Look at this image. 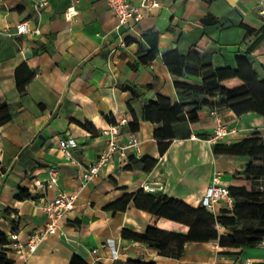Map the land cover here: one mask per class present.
Listing matches in <instances>:
<instances>
[{
	"label": "crops",
	"instance_id": "1",
	"mask_svg": "<svg viewBox=\"0 0 264 264\" xmlns=\"http://www.w3.org/2000/svg\"><path fill=\"white\" fill-rule=\"evenodd\" d=\"M37 1L0 0V89L15 109L14 118L0 124V232L10 240L16 232L25 242L46 226L45 204L60 192L78 197L57 232L47 235L33 254L18 253L11 240L8 256L13 264H70L74 253L90 264H114L112 248L105 245L108 241L115 243L123 261L244 264L246 258L263 260L260 244L228 247L217 240L188 242L181 257L159 254L145 243L124 238L123 229L141 232L155 226L188 233L189 226L133 202L124 211L106 207L141 189L198 206L216 174L229 185L243 169L246 160L217 156L213 146L239 142L254 129L264 135L263 116L255 112L238 116L231 108L204 106L197 122L177 125L176 137L161 154L154 135L158 124L143 119V112L146 102L159 94L172 102L184 100L164 59L169 51L185 54L194 48L215 68H235L238 56L256 38L247 33L246 25L264 24V0H161L162 6L135 26L120 27L106 0H47L40 9ZM70 7L76 12L67 16ZM22 22L27 32L17 31ZM122 39L126 46H121ZM248 59L262 73L264 40ZM187 80L198 83L202 75H190ZM129 85L137 87L138 96ZM122 119L127 122L121 126L119 141L127 142L135 134L140 152L129 148L125 157L116 154L81 189L84 170L108 146L104 129ZM85 122L98 133L84 127ZM219 122L233 131L212 141ZM69 136L78 141L72 159L60 147V141ZM143 156L158 159L151 171L140 161ZM53 170L57 183L49 186ZM22 190L29 196L18 197ZM223 208L219 204L218 213ZM96 248L98 252L93 253Z\"/></svg>",
	"mask_w": 264,
	"mask_h": 264
},
{
	"label": "trees",
	"instance_id": "2",
	"mask_svg": "<svg viewBox=\"0 0 264 264\" xmlns=\"http://www.w3.org/2000/svg\"><path fill=\"white\" fill-rule=\"evenodd\" d=\"M247 33L254 34L255 40L248 49L237 58L236 67L222 66L215 68L209 60H204L194 48L183 54L172 50L164 55L166 64L175 76V87L181 102H172L159 94L150 99L144 106L143 119L158 124L154 131L159 142L160 152L164 154L176 137L177 125L187 121L199 120V111L204 106L222 109L231 108L238 116L255 112L264 117V63L262 73L257 72L248 59L264 40V24L259 28L246 25ZM190 75H202L200 82L187 80ZM127 88L138 96L136 86ZM218 97L217 102L210 99ZM15 116L14 107L5 100L0 89V124L11 121ZM139 120L135 117V123ZM94 135L97 129L90 123H82ZM191 134V131L188 132ZM217 156H236L246 160L243 169L231 178L229 189L234 198L232 209L223 208L213 213L203 204L192 206L183 200L163 192H146L141 189L136 193L125 194L120 200L108 205L106 209L117 212L124 211L133 202L138 208L147 210L160 217H166L189 226L188 233H179L148 226L138 232L124 228L122 236L139 241L155 248L159 254L181 257L185 245L192 241L217 240L221 246L254 247L264 237V135L254 129L241 141L236 143L217 142L213 146ZM136 161V160H135ZM140 161L151 171L157 164V158L143 156ZM130 165V164H129ZM256 181L263 182V188H257ZM29 196L24 190L18 194L22 198ZM220 226L229 233H221ZM10 237L0 232V264H13L8 256ZM70 264H90L79 254L74 253ZM114 264H155L152 261L132 258L126 261L117 258Z\"/></svg>",
	"mask_w": 264,
	"mask_h": 264
},
{
	"label": "built area",
	"instance_id": "3",
	"mask_svg": "<svg viewBox=\"0 0 264 264\" xmlns=\"http://www.w3.org/2000/svg\"><path fill=\"white\" fill-rule=\"evenodd\" d=\"M111 9L115 12L119 24L122 26L125 24H130L135 26L138 24L147 14H150L155 9H158L162 6L161 0H106ZM47 4V0H38L36 2L37 9H40L42 6ZM76 11L74 7H70L67 10L66 15L72 16ZM17 31L27 32L28 26L26 22L19 23L17 26ZM121 46H126L124 39L121 40ZM212 113L217 115V111L213 110ZM127 122L126 119L120 120L110 126L109 128L104 129V134L108 136V146L105 148L99 156L87 167L83 172V182L80 186L82 189L85 184L94 178H96L101 171V168L105 166L116 154H120L122 157L126 156V151L129 148H135L137 152H140V140L135 134H131L127 142L121 144L119 141V135L121 133V126ZM232 129H230L226 124L219 122L216 127L215 133L212 137V141L219 140L225 135L229 134ZM195 138V136H193ZM78 145V141L75 137L69 136L60 141V147L62 148L65 156L68 159L73 158V148ZM37 183L41 186H44L40 181ZM57 183V171H52V176L49 186H54ZM152 190L153 188H148ZM78 197L77 193H58L55 198L45 204L44 210L48 217V222L46 226L38 232L32 233L28 240L23 242L20 240L18 233L13 232L11 234V240L15 243L17 252L25 256L33 254L43 241V239L49 235L57 232L60 221L64 216L71 210L75 208V201ZM2 199V189H1V180H0V201ZM223 203L224 208L232 209L234 206V198L231 196L229 185L222 183L220 175L216 174L213 178L212 183L208 187L203 199L202 204L211 212L218 213L219 204ZM221 227V226H220ZM261 246H264V237L261 239ZM106 246L112 248L114 257L117 259L118 249L116 248L115 243L108 241ZM93 253L98 252V249H93ZM244 264H264V259L261 261L254 260L252 258H246Z\"/></svg>",
	"mask_w": 264,
	"mask_h": 264
},
{
	"label": "rangeland",
	"instance_id": "4",
	"mask_svg": "<svg viewBox=\"0 0 264 264\" xmlns=\"http://www.w3.org/2000/svg\"><path fill=\"white\" fill-rule=\"evenodd\" d=\"M254 185L257 188H261V186L263 185V182L262 181H256ZM219 228H220V230H225L226 233L230 232L227 228H224V229H223V227H219Z\"/></svg>",
	"mask_w": 264,
	"mask_h": 264
}]
</instances>
